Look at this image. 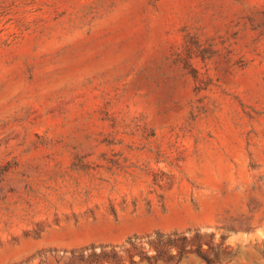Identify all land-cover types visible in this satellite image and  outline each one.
<instances>
[{
	"label": "rangeland",
	"instance_id": "374dc122",
	"mask_svg": "<svg viewBox=\"0 0 264 264\" xmlns=\"http://www.w3.org/2000/svg\"><path fill=\"white\" fill-rule=\"evenodd\" d=\"M0 264H264V0H0Z\"/></svg>",
	"mask_w": 264,
	"mask_h": 264
}]
</instances>
